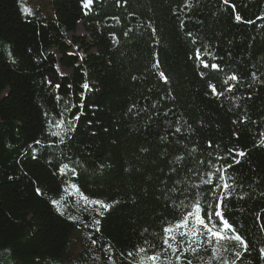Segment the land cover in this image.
I'll list each match as a JSON object with an SVG mask.
<instances>
[{"label": "trees", "instance_id": "1", "mask_svg": "<svg viewBox=\"0 0 264 264\" xmlns=\"http://www.w3.org/2000/svg\"><path fill=\"white\" fill-rule=\"evenodd\" d=\"M85 5L0 0V264H264V0Z\"/></svg>", "mask_w": 264, "mask_h": 264}, {"label": "snow or ice", "instance_id": "2", "mask_svg": "<svg viewBox=\"0 0 264 264\" xmlns=\"http://www.w3.org/2000/svg\"><path fill=\"white\" fill-rule=\"evenodd\" d=\"M92 3V0H86V5L85 6H87V5H89V4H91ZM57 87H59L58 85H57ZM82 87H83V89L85 90V91H89L90 90V85L87 83V82H85L83 85H82ZM57 99H59V97H57ZM82 99H83V95H82ZM83 107V105H82V103H81V108ZM75 119L76 120H79V115H77L76 117H75ZM71 122V120H69L68 121V123H70ZM54 128L56 129L55 131H52L51 132V135L53 136V137H57L58 139H59V142H60V144H64L65 143V141L62 139V137L65 135V133L67 132V128L65 127V121H64V119L63 118H61V119H58V120H56L55 121V123H54ZM69 168V166H68V164H64L62 167H60V169H59V171H60V173H61V175H64L65 174V172H66V169H68ZM72 171V170H71ZM76 175V173H74L73 174V176H75ZM69 187L71 188V189H73V188H75L77 191H79L80 192V189L78 188V186H77V184H75V183H69ZM66 191H67V189H65ZM83 195V194H82ZM86 200H87V196H83ZM87 204H91V205H94V206H96L95 207V212L98 214V215H100L101 217H103L104 216V213L103 212H101V208L103 207V208H106L108 211H110L111 210V206L110 205H108L107 203H105L104 201H101V200H98V199H93V200H91V201H88V202H86ZM53 204H56V202L55 201H53ZM57 211L59 212V207H57ZM61 215H63V213H60ZM101 223V221L100 220H95V224H100ZM96 231H100V229L99 228H97L96 229Z\"/></svg>", "mask_w": 264, "mask_h": 264}, {"label": "rangeland", "instance_id": "3", "mask_svg": "<svg viewBox=\"0 0 264 264\" xmlns=\"http://www.w3.org/2000/svg\"><path fill=\"white\" fill-rule=\"evenodd\" d=\"M22 1L24 3L25 8L29 9L32 6H36L37 7L39 5L47 4L50 0H22ZM75 35L79 36V37H85V36H88V33L84 30L83 26L81 24H79L78 27H77ZM70 42L73 45L72 46V50H71L73 53L83 54V52L80 51L79 44H75L71 40H70ZM190 221H192L194 223H201V220L199 219L198 216L192 217L190 219Z\"/></svg>", "mask_w": 264, "mask_h": 264}]
</instances>
